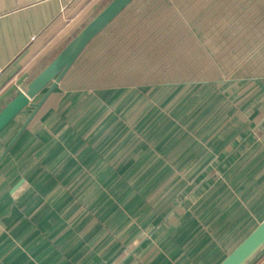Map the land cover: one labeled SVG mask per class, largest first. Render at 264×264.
I'll use <instances>...</instances> for the list:
<instances>
[{
  "label": "crops",
  "instance_id": "obj_1",
  "mask_svg": "<svg viewBox=\"0 0 264 264\" xmlns=\"http://www.w3.org/2000/svg\"><path fill=\"white\" fill-rule=\"evenodd\" d=\"M109 1L0 0V107ZM74 68L1 173L0 264H218L264 219V78L62 90Z\"/></svg>",
  "mask_w": 264,
  "mask_h": 264
},
{
  "label": "rangeland",
  "instance_id": "obj_2",
  "mask_svg": "<svg viewBox=\"0 0 264 264\" xmlns=\"http://www.w3.org/2000/svg\"><path fill=\"white\" fill-rule=\"evenodd\" d=\"M102 34L62 90L133 81L187 85L221 73L264 78V0H135ZM209 68L212 76L197 78ZM11 181L0 172L2 188Z\"/></svg>",
  "mask_w": 264,
  "mask_h": 264
},
{
  "label": "water",
  "instance_id": "obj_3",
  "mask_svg": "<svg viewBox=\"0 0 264 264\" xmlns=\"http://www.w3.org/2000/svg\"><path fill=\"white\" fill-rule=\"evenodd\" d=\"M134 1L110 0L49 62L44 63L39 70L20 83L17 92L0 107V133L18 114L27 107H33L27 119L0 154V164L89 45ZM41 94L40 99L36 101ZM23 181H18L11 192L14 193ZM262 254H264V219L231 249L218 264H254Z\"/></svg>",
  "mask_w": 264,
  "mask_h": 264
},
{
  "label": "trees",
  "instance_id": "obj_4",
  "mask_svg": "<svg viewBox=\"0 0 264 264\" xmlns=\"http://www.w3.org/2000/svg\"><path fill=\"white\" fill-rule=\"evenodd\" d=\"M115 20L109 25V27L115 22ZM82 57H83V55L81 56V58ZM80 59L78 60V62L80 61ZM42 94L37 97L36 101L40 99V97L42 96ZM32 109H33V107H27L24 111H22L20 114H18L12 120V122L8 126H6L3 129V131L0 133V154L3 152V150L5 149V147L7 146V144L10 142V140L16 134V132L21 127V125L24 123V121L27 119V117L29 116V114L32 111ZM34 121H35V119L31 122V124H33ZM27 130H28V128L23 132L22 136L19 138V140L13 146V148L11 149V151L9 152V154L6 156V158L4 159V161L0 164V172L1 173H4L6 171V168H8V166L6 167L5 164L7 163V161L9 159L11 160V158H13V156L17 153V148L19 146V143H21V141L23 140V136L26 134ZM14 169L15 168L13 167V170H11V174H13V176L10 177L11 180H12L10 183H13V184H11L9 187L7 185H4L5 186L4 187L5 192H7L8 190L12 189L13 186L18 182V181L13 182L14 178L17 176L16 171ZM0 189H3L2 186H0Z\"/></svg>",
  "mask_w": 264,
  "mask_h": 264
}]
</instances>
